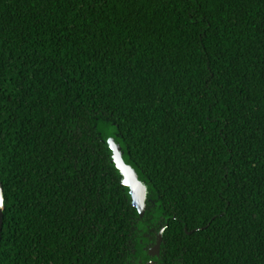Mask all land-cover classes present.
<instances>
[{
    "label": "trees",
    "instance_id": "1",
    "mask_svg": "<svg viewBox=\"0 0 264 264\" xmlns=\"http://www.w3.org/2000/svg\"><path fill=\"white\" fill-rule=\"evenodd\" d=\"M0 177V264H264V0H0Z\"/></svg>",
    "mask_w": 264,
    "mask_h": 264
},
{
    "label": "water",
    "instance_id": "2",
    "mask_svg": "<svg viewBox=\"0 0 264 264\" xmlns=\"http://www.w3.org/2000/svg\"><path fill=\"white\" fill-rule=\"evenodd\" d=\"M110 148L113 151V159L116 167L120 170L123 176V185L129 188V193L132 198V205L138 210L140 217L145 215L147 209L148 188L146 184L139 178L137 171L128 164L124 159L122 146L116 142L114 138H109ZM5 197L3 183L0 177V246L2 242V231L4 225ZM198 230V229H196ZM192 233L193 231H188ZM164 229L157 234L156 243L148 250L151 257H159L163 243ZM145 264H158V261L151 259Z\"/></svg>",
    "mask_w": 264,
    "mask_h": 264
},
{
    "label": "rangeland",
    "instance_id": "3",
    "mask_svg": "<svg viewBox=\"0 0 264 264\" xmlns=\"http://www.w3.org/2000/svg\"><path fill=\"white\" fill-rule=\"evenodd\" d=\"M147 236L150 240L148 242H146V248L149 250L156 243V236L157 235L147 234Z\"/></svg>",
    "mask_w": 264,
    "mask_h": 264
},
{
    "label": "flooded vegetation",
    "instance_id": "4",
    "mask_svg": "<svg viewBox=\"0 0 264 264\" xmlns=\"http://www.w3.org/2000/svg\"><path fill=\"white\" fill-rule=\"evenodd\" d=\"M157 234H158V233H157ZM157 234H156V235H157ZM156 240H157V236H156Z\"/></svg>",
    "mask_w": 264,
    "mask_h": 264
}]
</instances>
